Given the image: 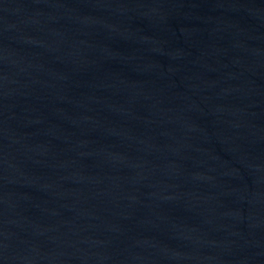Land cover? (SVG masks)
<instances>
[{"label": "water", "instance_id": "water-1", "mask_svg": "<svg viewBox=\"0 0 264 264\" xmlns=\"http://www.w3.org/2000/svg\"><path fill=\"white\" fill-rule=\"evenodd\" d=\"M0 183L18 264H264V0H0Z\"/></svg>", "mask_w": 264, "mask_h": 264}]
</instances>
